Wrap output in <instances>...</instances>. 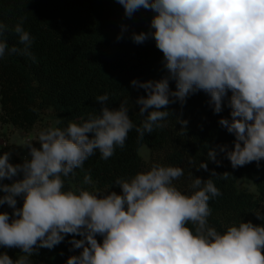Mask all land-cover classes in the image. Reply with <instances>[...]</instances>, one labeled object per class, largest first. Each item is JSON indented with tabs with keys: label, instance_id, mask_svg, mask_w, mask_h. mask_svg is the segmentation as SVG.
<instances>
[{
	"label": "clouds",
	"instance_id": "1",
	"mask_svg": "<svg viewBox=\"0 0 264 264\" xmlns=\"http://www.w3.org/2000/svg\"><path fill=\"white\" fill-rule=\"evenodd\" d=\"M117 3L127 18L141 8L155 13L150 30L133 32L132 40L142 44L154 39L167 75L131 81L133 88L146 93L135 101L143 117L140 126L130 119L127 101L110 108L104 94L96 97L101 104L97 114L65 128L41 131L40 146L28 144L22 163H11L9 152L0 155V206L12 209L11 214L0 212V247L23 253L15 260L0 253V264H32L30 257L40 248L51 250L66 235L73 237L72 249L81 250L66 264H264V226L240 222L223 233L209 226L208 202L221 194L211 179L218 175L215 170L207 180L195 177L191 194L173 183L184 175L181 167L159 164L117 178L119 192L65 190V178L74 176L97 150L107 160L125 146L131 130L143 139L166 127L167 118L175 115L168 106L179 102L182 109L187 98L200 91L209 96L214 114L222 112L227 98L230 119L222 117L218 123L235 137L231 150L227 145H207V160L219 166L217 157L223 153L235 169L264 159V0ZM24 19L11 29L0 22V58L19 54L35 61L30 51L34 38L24 29ZM121 29L117 40L127 30L123 25ZM8 31L18 36L23 48L9 47ZM175 116L186 134L189 121L182 112ZM189 164L194 161L189 159ZM196 169L209 171L207 162ZM228 174L223 173L224 178ZM92 183L91 175L85 174L83 184ZM17 197H22V207H17Z\"/></svg>",
	"mask_w": 264,
	"mask_h": 264
},
{
	"label": "trees",
	"instance_id": "2",
	"mask_svg": "<svg viewBox=\"0 0 264 264\" xmlns=\"http://www.w3.org/2000/svg\"><path fill=\"white\" fill-rule=\"evenodd\" d=\"M154 15L153 11L141 8L127 18L117 0H0V22L10 29L25 17L23 27L34 38L30 51L35 57V61L19 54L0 58V126L12 125L30 133L52 111L58 118L57 127L65 128L70 122L80 123L89 114H97L101 104L96 97L104 94L109 96L106 103L110 108H118L127 101L130 119L140 126L143 117L135 101L146 93L133 88L131 81L158 80L167 75L162 65L163 54L154 39L142 44L132 40L133 32L150 30ZM122 25L127 30L117 40ZM5 36L9 47L23 48L14 32L8 31ZM170 88L175 90L174 81H170ZM209 99L200 91L190 95L182 109L179 102L168 106L175 115L182 112V118L189 121L186 134L175 115L167 118L166 127L146 133L143 139H138L133 129L125 146L116 148L112 157L101 159L97 150L82 168L75 170L74 176L65 178V190L83 187L101 194L119 192L115 187L117 178L132 177L159 164L181 167L184 175L173 183L182 193L191 194L192 180L195 177L207 180L215 170L218 175L211 179L221 194L208 202L209 226L221 233L240 222L264 226V159L259 164L254 161L235 169L223 153L217 157L221 161L219 166L207 160V145H227L231 150L235 140L218 123L222 117L230 119L227 98L219 114H214ZM3 141L0 155L9 152L11 163H22L9 137ZM144 145L150 149L149 161L139 152ZM189 159L194 164H189ZM201 162H207L209 171L196 169ZM225 172L229 173L227 178ZM85 174L91 175L92 184H83ZM243 177L255 183L256 193L239 188L238 180ZM18 178L22 176L14 179ZM22 204V197H17V207ZM3 211L12 213L7 205L0 206V212ZM72 238L66 235L51 250L40 248L38 255L30 257L32 264H66L69 256L81 251L72 249L69 243ZM97 239L102 240L99 236ZM0 252H6L12 259L23 254L19 248L0 247Z\"/></svg>",
	"mask_w": 264,
	"mask_h": 264
},
{
	"label": "rangeland",
	"instance_id": "3",
	"mask_svg": "<svg viewBox=\"0 0 264 264\" xmlns=\"http://www.w3.org/2000/svg\"><path fill=\"white\" fill-rule=\"evenodd\" d=\"M57 123H58V118L52 113V111H48V113H46V115L44 116L42 122L38 124V126L30 133H25L22 130L15 129L12 125H6L4 127L0 126V142L3 143L4 137L8 136L9 141L15 144L16 152L19 155L20 159L23 161V159L27 157V152H28L27 145L31 143L33 144V146L39 147L40 146L38 144L39 133L49 127H57ZM139 152L146 161H149L150 149L147 145L142 146ZM11 182L12 181H9L7 183H11ZM238 186L240 189L245 188L251 192H255V193L257 192V187L255 183L251 179L246 177L240 178L238 180ZM0 195H3V193H0ZM262 209L264 211V202L262 203ZM18 257H16L15 259H17Z\"/></svg>",
	"mask_w": 264,
	"mask_h": 264
},
{
	"label": "crops",
	"instance_id": "4",
	"mask_svg": "<svg viewBox=\"0 0 264 264\" xmlns=\"http://www.w3.org/2000/svg\"><path fill=\"white\" fill-rule=\"evenodd\" d=\"M2 127V126H1ZM4 127V126H3ZM20 130V129H19ZM24 132V131H23ZM26 133V132H25Z\"/></svg>",
	"mask_w": 264,
	"mask_h": 264
}]
</instances>
